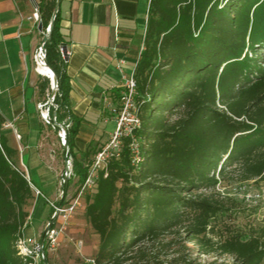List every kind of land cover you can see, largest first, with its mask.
<instances>
[{"label":"trees","instance_id":"trees-1","mask_svg":"<svg viewBox=\"0 0 264 264\" xmlns=\"http://www.w3.org/2000/svg\"><path fill=\"white\" fill-rule=\"evenodd\" d=\"M56 1L37 3L44 32ZM60 20L59 9L44 45L59 88L58 109L51 107L50 116L70 125L68 158L83 183L100 149H76L83 120L68 104ZM135 78L142 161L133 165L126 139L120 156L98 173L85 212L99 237L93 264H163L146 262L144 244L184 222L206 253L231 256L236 264H264V230L212 243L213 221L231 208L204 194L233 172L242 182L264 180V0H150ZM49 87L48 79L40 86L44 93ZM4 124L0 113V264H28L17 243L29 226L35 195ZM48 205L50 222L55 209ZM45 253L49 264L47 245Z\"/></svg>","mask_w":264,"mask_h":264},{"label":"crops","instance_id":"crops-1","mask_svg":"<svg viewBox=\"0 0 264 264\" xmlns=\"http://www.w3.org/2000/svg\"><path fill=\"white\" fill-rule=\"evenodd\" d=\"M149 2L61 0L60 26L68 52V104L73 115L83 120L75 140L78 152L90 144L97 145L104 135L102 130L112 133L115 129L112 109L118 105L121 92L118 65L125 61L122 70L129 74L137 64ZM35 10L32 0H0V113L5 124L14 126L3 127V133L18 151L19 167L28 172L34 186L46 197L35 201L36 207L44 206L43 226L49 223L48 204L60 202L55 201L58 192L63 191V183L58 162L50 155L52 129L38 110V105L46 101L47 92L40 88L43 80L34 65V55L44 38L40 23L30 19ZM71 186L72 182L69 189ZM31 221L23 237L41 240V227L32 228Z\"/></svg>","mask_w":264,"mask_h":264},{"label":"rangeland","instance_id":"rangeland-1","mask_svg":"<svg viewBox=\"0 0 264 264\" xmlns=\"http://www.w3.org/2000/svg\"><path fill=\"white\" fill-rule=\"evenodd\" d=\"M47 79V77H41L43 83ZM46 95V101L43 103L51 98V82ZM51 129L49 139H51L50 145L53 151L50 149V155L55 157L58 162L61 169L60 183H63L66 174L64 147L58 132L53 127ZM105 130H102L104 135L101 137L100 142L92 146L96 147V151L104 147L111 138L113 132H106ZM69 161L72 186L68 191L66 202L70 204L80 197L81 205L66 223H63L62 217L57 218L55 227L64 231L59 237L58 246L54 249L48 246L49 264H93L98 251L99 237L92 230L85 212L88 198L93 196L95 190H86L81 194L82 183L79 175L73 169L72 159ZM33 191L35 200L32 204L33 207H30V210L33 209L31 227L34 229L41 227L40 232L44 233L48 226L47 222L41 226V214L44 206L40 204L36 207L37 194L34 189ZM61 192L62 189L58 192L57 201L55 202L61 200ZM204 194L213 197L214 200L224 202L227 207L231 208L227 215H222L213 221L208 234V238L212 240L213 244L235 234H262L264 230V180L242 182L238 172H233L220 182L215 191H206ZM187 224L188 222H184L158 240L146 242L144 244L147 252L146 262L160 261L163 264H236L235 259L231 256L220 253H206L207 249L205 247L198 241L191 240L192 236L185 230ZM79 243H82L81 247H78Z\"/></svg>","mask_w":264,"mask_h":264},{"label":"built area","instance_id":"built-area-1","mask_svg":"<svg viewBox=\"0 0 264 264\" xmlns=\"http://www.w3.org/2000/svg\"><path fill=\"white\" fill-rule=\"evenodd\" d=\"M37 23H41V15L36 8L35 12L33 13L32 17L30 18ZM49 32V26L46 31H43L44 36ZM143 48V47H142ZM59 52L61 57L65 62H67L68 52L65 53L64 46L59 47ZM39 62H43L46 64L47 62V51L45 46L42 44L38 47L35 55H34V65L36 73L39 74L38 66ZM126 64L125 61H121L118 65L121 73V92L119 94L118 105L114 106L112 109V113L115 117V129L111 135L109 142L97 152L94 156L92 162L88 166V174L85 181L82 183L81 194H83L86 190H92L96 187V181L98 178V173L101 170H104L107 162L113 158L120 156L124 140L131 139L130 150L133 155V165L138 166L141 161V149H140V142L135 137V132L141 128V119L139 116V105L136 101L137 96V82L135 78V68L129 73L125 74L122 70V67ZM136 67V66H135ZM54 101H47L46 103H40L38 105V110L41 115V118L44 122L54 130H56L55 122H57L56 117L51 119L50 116V108L53 107L56 110L58 109L56 104H53ZM51 104V105H50ZM48 106L46 109L45 107ZM68 128L70 125H66ZM6 128H14L13 124H4ZM15 135L18 140L21 139V136L15 130ZM58 136L62 140L63 146L66 144V136L65 132L60 129L58 131ZM70 163V161H69ZM26 179L28 180L29 184L31 185L32 189L36 191L37 197L44 195L41 193L39 189H37L32 183L31 178L27 171H25ZM80 198V197H79ZM76 199L70 204L66 202L65 205L62 207L56 206L55 204H51L54 209L55 213L58 212V217H62L64 222L66 223L69 217L75 213V211L80 207V200ZM54 213V215H55ZM53 215V216H54ZM31 221V215L28 219V223ZM56 224V223H55ZM63 229H58L57 227H52L49 230L46 238V242L44 245L41 244V240H36L34 238H24L23 236L18 240L17 248L19 251V255L23 257L28 264H39L43 263L44 260V253L45 246H50L54 249L56 246L59 245V237L63 233ZM82 243L78 244V247H81ZM46 254V253H45Z\"/></svg>","mask_w":264,"mask_h":264},{"label":"water","instance_id":"water-1","mask_svg":"<svg viewBox=\"0 0 264 264\" xmlns=\"http://www.w3.org/2000/svg\"><path fill=\"white\" fill-rule=\"evenodd\" d=\"M32 2L34 3V6L36 8H38V5H37V2L36 0H32ZM60 3H61V0H57L56 1V7H55V10H54V13H53V16H52V19H51V23L49 25V32L44 36L43 38V42H42V45L44 46L49 40H50V37H51V32H52V29H53V25H54V21L56 19V16H57V13L60 9ZM39 31L40 32H43V27H42V24L40 23L39 24ZM64 49H65V53L67 52V48L64 46ZM46 65L47 67L52 71L53 73V77L50 80L51 82V89H52V95H51V98H50V101H54L57 93H58V79L54 73V71L52 70V68L48 65V63L46 62ZM55 126L62 129L64 132H65V136H66V144L63 146V152H64V161H65V164H66V174H65V177H64V180H63V191H62V195H61V200H60V204H59V207H62L67 199V195H68V191H69V186H70V167H69V158H68V154H69V149H68V146H67V138L69 136V128L63 124V123H58V122H55ZM58 215L59 213L56 212L55 215L51 218V221L48 223V226L47 228L45 229L43 235H42V238H41V244L44 245L45 242H46V238H47V234L49 232V230H51V228L54 226V224L56 223L57 221V218H58ZM44 253V260H43V263L44 264H48L47 263V258H46V254H45V251H43Z\"/></svg>","mask_w":264,"mask_h":264},{"label":"bare ground","instance_id":"bare-ground-1","mask_svg":"<svg viewBox=\"0 0 264 264\" xmlns=\"http://www.w3.org/2000/svg\"><path fill=\"white\" fill-rule=\"evenodd\" d=\"M39 74L51 79L53 77V73L47 67V65L43 62H39L38 71ZM52 88V87H51Z\"/></svg>","mask_w":264,"mask_h":264}]
</instances>
